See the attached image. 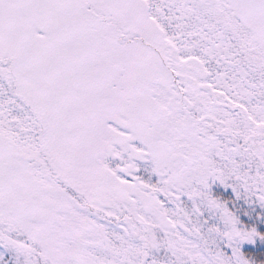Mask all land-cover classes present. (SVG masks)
I'll use <instances>...</instances> for the list:
<instances>
[{
	"label": "snow or ice",
	"instance_id": "snow-or-ice-1",
	"mask_svg": "<svg viewBox=\"0 0 264 264\" xmlns=\"http://www.w3.org/2000/svg\"><path fill=\"white\" fill-rule=\"evenodd\" d=\"M0 264H264V0H0Z\"/></svg>",
	"mask_w": 264,
	"mask_h": 264
}]
</instances>
